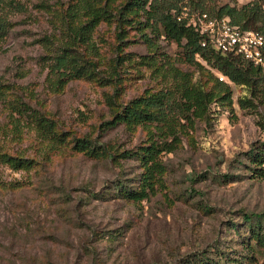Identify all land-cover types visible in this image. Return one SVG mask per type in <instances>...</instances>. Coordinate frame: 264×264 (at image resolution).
<instances>
[{
	"label": "rangeland",
	"instance_id": "374dc122",
	"mask_svg": "<svg viewBox=\"0 0 264 264\" xmlns=\"http://www.w3.org/2000/svg\"><path fill=\"white\" fill-rule=\"evenodd\" d=\"M104 1L14 0L19 9L0 41V152L37 165L13 170L0 163V264H197L200 259L264 264V248L250 257L244 247L248 217L253 226L264 224V179L251 178L245 167V152L264 140V130L255 113L239 107L238 98L245 94L241 86L231 84L232 105H213L208 121L177 126L176 141L172 135H150L160 145L175 146L160 153L164 171L154 193L138 202L113 193L117 183L137 185L141 168L131 151L148 143L151 127H106L112 117L107 98L128 101L163 86L153 63L139 62V56L153 51L140 31L125 26V42H130L116 82L76 79L59 88L50 81L47 66L68 34L67 24L79 22L69 20L68 13L77 8L80 24L86 13L82 6ZM162 1L175 5L180 16L214 17L219 5L250 0ZM123 2L115 0L114 6ZM117 24L101 21L92 32L103 58L97 69L102 77L111 72ZM144 30L155 35L149 27ZM156 41L158 51L176 56V44L163 37ZM159 58H154L157 64ZM259 112L264 115V105ZM39 115L54 122V135L39 129ZM77 138L90 139L92 146L107 150L105 156L77 151Z\"/></svg>",
	"mask_w": 264,
	"mask_h": 264
},
{
	"label": "trees",
	"instance_id": "16d2710c",
	"mask_svg": "<svg viewBox=\"0 0 264 264\" xmlns=\"http://www.w3.org/2000/svg\"><path fill=\"white\" fill-rule=\"evenodd\" d=\"M114 2L115 0H105L103 5L87 2L82 6L86 13L84 12L83 22L80 24L82 18L78 16L79 10L76 8L69 12L68 19H76L79 22L67 24L68 34L60 40L54 53L49 55L47 66L51 75L50 81L59 88L76 79H97L106 84L116 82L118 69L127 56L124 54V48L130 42H125V26L140 31L143 42L147 44L149 51L153 52L139 56V62L149 65L153 63L164 84L157 89L147 88L128 101L118 102L113 96L108 97L112 117L105 123L106 127L120 123L132 128L139 125L151 127L148 143L131 151L133 154L130 157L135 159L141 168L137 185L133 188L124 183H117L113 187V193L119 197L138 202L154 193L155 187L160 183L164 171L160 153L175 148L174 145L166 146V142L160 145L158 141L150 138V135H172V140L176 141L177 126H183L184 123L192 125L198 120L208 121L214 111L213 105H232L231 84L245 89V94L238 98V105L241 109L255 113L259 117L257 122L260 128L264 130V115L259 112V108L264 105V70L240 54L222 53L209 45L202 46L206 36L195 26L188 24L187 20H178L179 9L173 4L164 3L162 0H152L150 3L148 0H125L117 8ZM18 9L19 4L14 0H0V41L10 30L11 14ZM214 10V17H225L231 24L243 30L252 29L264 33V0H250L240 6L222 4ZM113 16H117L116 20ZM141 16L146 19L145 22L139 20L138 17ZM112 20L118 23L119 29L116 35V52L114 58L109 60L111 72L109 71L107 77H102L97 69L103 58L94 44L92 32L101 21ZM146 27L155 35L146 34ZM161 37L176 44L179 50L174 58L158 51L156 39ZM157 56L160 57L159 64L154 59ZM182 64L192 69H183ZM219 76L224 79L220 80ZM2 88L0 84V95H4ZM27 108L24 107L23 110ZM231 110L233 111V108ZM35 121L45 135L55 134L52 120L39 115ZM73 148L90 157L105 156L107 152L103 148L92 146L91 140L87 138L75 139ZM245 155V167L250 177L264 179V140L253 143ZM0 163L13 170H30L37 165L33 159L7 152H0ZM250 217L247 220L250 224L249 241L244 247L251 253L250 257H253L258 247L264 248V224L257 221L253 226ZM250 241H253V244ZM197 264L220 263L200 259Z\"/></svg>",
	"mask_w": 264,
	"mask_h": 264
},
{
	"label": "built area",
	"instance_id": "2783aa9c",
	"mask_svg": "<svg viewBox=\"0 0 264 264\" xmlns=\"http://www.w3.org/2000/svg\"><path fill=\"white\" fill-rule=\"evenodd\" d=\"M182 19L206 36L202 46L209 45L222 53L240 54L264 70V33L252 29L243 30L225 17H211L207 13H199L195 17L178 15V20ZM219 79L224 78L219 76Z\"/></svg>",
	"mask_w": 264,
	"mask_h": 264
}]
</instances>
